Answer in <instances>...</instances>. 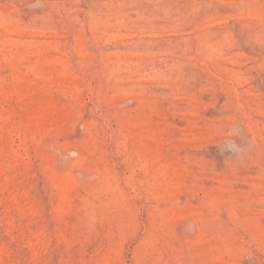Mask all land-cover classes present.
I'll return each instance as SVG.
<instances>
[{"label": "rangeland", "instance_id": "obj_1", "mask_svg": "<svg viewBox=\"0 0 264 264\" xmlns=\"http://www.w3.org/2000/svg\"><path fill=\"white\" fill-rule=\"evenodd\" d=\"M0 264H264V0H0Z\"/></svg>", "mask_w": 264, "mask_h": 264}]
</instances>
